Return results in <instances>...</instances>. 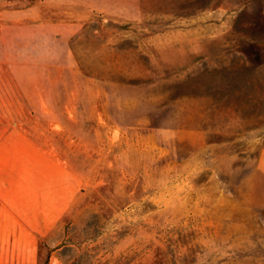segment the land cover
<instances>
[{"label":"rangeland","instance_id":"1","mask_svg":"<svg viewBox=\"0 0 264 264\" xmlns=\"http://www.w3.org/2000/svg\"><path fill=\"white\" fill-rule=\"evenodd\" d=\"M0 264H264V0H0Z\"/></svg>","mask_w":264,"mask_h":264},{"label":"trees","instance_id":"2","mask_svg":"<svg viewBox=\"0 0 264 264\" xmlns=\"http://www.w3.org/2000/svg\"><path fill=\"white\" fill-rule=\"evenodd\" d=\"M19 1H21V2L27 1L28 5H32V4H34L35 2H37L39 0H19Z\"/></svg>","mask_w":264,"mask_h":264}]
</instances>
